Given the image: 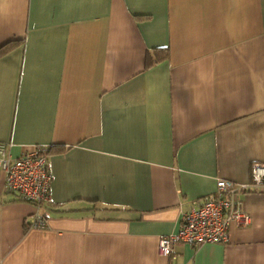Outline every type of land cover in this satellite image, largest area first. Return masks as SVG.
Masks as SVG:
<instances>
[{"label":"crops","instance_id":"obj_1","mask_svg":"<svg viewBox=\"0 0 264 264\" xmlns=\"http://www.w3.org/2000/svg\"><path fill=\"white\" fill-rule=\"evenodd\" d=\"M0 142L52 174L37 208L0 170V264H264V191L226 242L159 250L264 162V0H0Z\"/></svg>","mask_w":264,"mask_h":264},{"label":"built area","instance_id":"obj_2","mask_svg":"<svg viewBox=\"0 0 264 264\" xmlns=\"http://www.w3.org/2000/svg\"><path fill=\"white\" fill-rule=\"evenodd\" d=\"M10 146V143L0 142V170L3 172L5 187L37 208L43 203H50L52 174L48 166V146L35 145L30 151L18 156L11 155ZM250 171L251 178L247 183L217 180L214 194L182 215L178 231L159 239L161 254L168 256L176 244L226 242L231 224L247 225L250 217L241 209L234 194L241 191H264V162H254ZM29 225L44 227L46 220L35 212Z\"/></svg>","mask_w":264,"mask_h":264},{"label":"trees","instance_id":"obj_3","mask_svg":"<svg viewBox=\"0 0 264 264\" xmlns=\"http://www.w3.org/2000/svg\"><path fill=\"white\" fill-rule=\"evenodd\" d=\"M162 50H166V47H161V48L157 47V48H155V51H162ZM148 57H149V59L147 60V64H146L147 67L150 66L151 63L153 62L151 57L150 56H148ZM154 59L155 60L160 59V55L154 56Z\"/></svg>","mask_w":264,"mask_h":264}]
</instances>
